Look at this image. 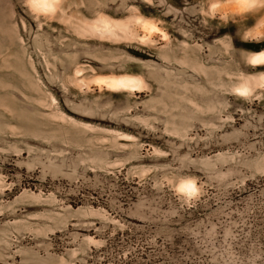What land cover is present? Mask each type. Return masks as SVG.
Listing matches in <instances>:
<instances>
[{
	"label": "rangeland",
	"instance_id": "1",
	"mask_svg": "<svg viewBox=\"0 0 264 264\" xmlns=\"http://www.w3.org/2000/svg\"><path fill=\"white\" fill-rule=\"evenodd\" d=\"M31 2L0 0V264H264V0Z\"/></svg>",
	"mask_w": 264,
	"mask_h": 264
},
{
	"label": "bare ground",
	"instance_id": "2",
	"mask_svg": "<svg viewBox=\"0 0 264 264\" xmlns=\"http://www.w3.org/2000/svg\"><path fill=\"white\" fill-rule=\"evenodd\" d=\"M52 1V0H51ZM35 4L37 7L39 8H43V10L45 9V7L48 6V4L50 3V0H32L31 4ZM35 6V7H36ZM51 6V4H50ZM38 8V9H39ZM50 9V8H49ZM41 10V9H40ZM48 10V9H47ZM151 27V26H149ZM144 28H148V27H144ZM150 29V28H149ZM144 30H147V29H144ZM151 30V29H150ZM254 59V62L257 64V63H260V62H264V52L256 55L253 57ZM252 59V60H253ZM251 60V62H253ZM133 77V76H132ZM126 78V77H125ZM101 79V78H100ZM106 80V79H104ZM100 81V80H99ZM102 81V79H101ZM100 81V82H101ZM262 81H263V84H264V78H262ZM104 82V81H103ZM106 82V81H105ZM108 85L110 87H114V88H122V89H131L133 87H135L138 83V80L136 78H128V79H122V78H111L107 81ZM105 83V84H107ZM236 93L238 95H241V96H245L249 93V89L247 87H238L236 88ZM181 184V183H180ZM191 185L190 183H188L187 181L184 182L181 184V188H184L185 190H191V189H194L193 186L191 185V188H189L188 186Z\"/></svg>",
	"mask_w": 264,
	"mask_h": 264
},
{
	"label": "snow or ice",
	"instance_id": "3",
	"mask_svg": "<svg viewBox=\"0 0 264 264\" xmlns=\"http://www.w3.org/2000/svg\"><path fill=\"white\" fill-rule=\"evenodd\" d=\"M188 187L191 188V185H189Z\"/></svg>",
	"mask_w": 264,
	"mask_h": 264
}]
</instances>
